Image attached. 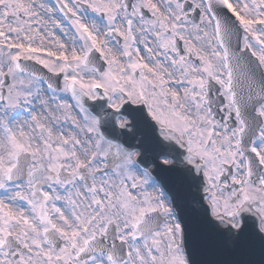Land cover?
<instances>
[{"label": "snow or ice", "instance_id": "1", "mask_svg": "<svg viewBox=\"0 0 264 264\" xmlns=\"http://www.w3.org/2000/svg\"><path fill=\"white\" fill-rule=\"evenodd\" d=\"M0 264H264V0H0Z\"/></svg>", "mask_w": 264, "mask_h": 264}]
</instances>
